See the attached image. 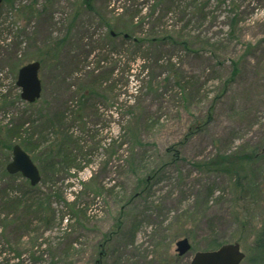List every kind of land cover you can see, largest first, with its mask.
Returning <instances> with one entry per match:
<instances>
[{
	"label": "rangeland",
	"instance_id": "374dc122",
	"mask_svg": "<svg viewBox=\"0 0 264 264\" xmlns=\"http://www.w3.org/2000/svg\"><path fill=\"white\" fill-rule=\"evenodd\" d=\"M81 1L0 3V127L23 122L24 135L32 134L29 118L37 110L78 113L79 88L93 80L88 73L94 68L111 87L102 93L104 101L96 98V105L81 110L82 120L69 121L71 134L84 146L77 151L82 169L79 179H63L64 174L54 186V193L63 197H52L54 222H27L22 208L1 217L0 264H96L100 252V264H188L197 251L215 242L240 244L246 255L241 264H256L248 256H254L257 229L251 228L254 222L249 224L253 211L245 212L244 206L256 209L263 196L238 202L236 174L196 163L234 158L254 147L264 154V0L211 1L195 18L193 5H188L180 8L183 15L176 10L162 20L157 19L165 3L159 4L153 20L145 13L159 0H138L135 22L144 18L146 23L140 29L157 30L153 36L158 37L176 39L178 31L189 35V42L142 45L123 35L110 38L106 25L130 24L122 13L132 7L130 0H94V10ZM234 13L239 15L236 30L230 26ZM135 32L137 38L147 36ZM34 61L41 63L43 90L32 106L21 98L17 79L20 68ZM131 95L139 101L133 125L142 142L134 167L125 136L130 116L123 110ZM112 140L123 145L113 148ZM10 143V150L0 148V190L26 180L21 175L14 184L2 173L12 160V147L22 145L20 138ZM39 150L42 145L35 154ZM260 165L264 168V161ZM91 180L103 190L99 195L82 184ZM241 222L247 224L241 227ZM107 237L112 238L109 244ZM184 237L192 247L180 256L176 243Z\"/></svg>",
	"mask_w": 264,
	"mask_h": 264
},
{
	"label": "trees",
	"instance_id": "16d2710c",
	"mask_svg": "<svg viewBox=\"0 0 264 264\" xmlns=\"http://www.w3.org/2000/svg\"><path fill=\"white\" fill-rule=\"evenodd\" d=\"M4 2H8L11 5H13L14 0H3ZM138 0H130L132 7L125 8V10L122 11L124 14V18L127 17V19H130V24H120L118 21L116 23H111L110 21L106 23V25L110 29L109 36L110 38L115 39L117 35H123L124 38L133 40L136 44L142 45L143 42H189V35L185 36L184 34H180V32H176L175 35L177 38L175 39L171 35H161L160 37L153 36L157 32V30L151 29L148 30V28H142L145 26V19L139 21V23L135 22V18L139 16L140 11L137 9H134V4ZM204 2L203 7L199 5V0H159V3L157 2L153 7L147 8V12L145 13V17L152 18L153 20H156L155 15L157 11V7L159 4H164L165 6L162 8L163 11L158 17L157 20H162L166 17V15L169 12H174L178 10L181 15H183V12L180 8L181 7H187L193 5V13H191L192 17H197L200 13H202L205 10V7L209 5L211 1L213 3L220 2L222 0H202ZM94 0H82L81 6H84L87 9L94 10L93 6ZM158 4V5H157ZM224 4V3H222ZM221 4V5H222ZM195 8V9H194ZM240 9V8H238ZM237 9V11H238ZM80 9H78L79 11ZM77 11L76 16L78 17L79 12ZM236 13V12H235ZM234 13V18L230 20V26L232 29L236 30L237 28V16ZM188 15V14H187ZM241 17V16H240ZM139 26V27H138ZM140 31L144 33V35H147L145 39L140 38L135 35V31ZM182 33V32H181ZM116 35V36H115ZM149 36H152V38H148ZM65 42H60V44H64ZM98 66V65H97ZM98 70V68H97ZM96 68L89 71L88 74L93 75V80L89 82V84L84 85L79 88L80 92V111L74 112L73 115H69L68 111L65 109L62 111H58L56 113H50L47 111L48 107H45V109H40L38 111V115L34 118H29V122L31 125H33V131L31 133H26L23 129V122H20L19 125H16L10 129H6L4 127H0V148H11V141L13 138H20L21 139V146L29 153L34 155L35 160L39 161L41 167L40 171L42 174V181L40 186H32L30 182L26 179L25 183L22 185L24 188H21L22 185L17 184V186H14L13 184H9L8 186H5L3 189L0 190V219L2 216L8 217L9 215H13V213H19V208L23 209V216L24 220L27 222L29 220L33 221L40 220L47 223L48 225L54 222V219L56 218V210L53 207V198H63L60 194L57 192L54 193L55 185L57 182H59L64 174L66 175L63 179L70 176L71 178H78V173L82 169V166L78 164V153L77 151H81L84 146H81L80 143L82 142V139L80 140L79 137L71 134L70 129L68 126H70L69 121L73 120H82L81 110L88 109L90 104L96 105L97 100L96 98H100V100L104 101L106 99V96L102 93H105V88H109V81L105 80L102 77L101 72H96ZM238 72L237 67L234 70V75H236ZM173 77L177 79V84L181 83V75L175 70ZM109 79V78H107ZM115 85V83L113 82ZM116 87V85L114 86ZM111 88V87H110ZM141 86L139 85L140 89ZM133 98H136V101ZM96 99V100H95ZM98 101V103L100 102ZM129 103L127 105H124V109L126 110V114L130 116V126H128V129L125 133V136H127L129 145H128V161L134 167V154L136 153V149L142 144L138 128L136 129L134 127V121L135 116L137 114V106H138V99L136 95H131V98H129ZM35 103L32 104L34 106ZM4 106V105H3ZM142 106L140 107L141 110ZM97 113H94L96 117H99L100 115ZM43 113H46L44 115ZM32 116V115H31ZM72 123V122H71ZM207 123V122H206ZM72 125V124H71ZM5 134L9 136V140L5 138ZM113 142V148L121 147L123 143H117V141L112 140L110 145ZM42 145L43 150H39L37 154H35L36 151H38V147ZM13 148V147H12ZM120 150V149H119ZM118 150V151H119ZM76 151V152H75ZM239 154V153H238ZM136 155V154H135ZM264 161V154L262 150L258 148H253L248 151H244L243 153H240V156H236L234 158H228L226 156H220L216 159L211 160V162H202V163H196V166L199 168L207 167L211 170H219L222 172H225L227 174L234 175V179H240L238 182L235 180L234 186L239 191L237 195L236 201H243V198H247L250 202L252 201H258L260 196H263L264 198V168L260 164ZM7 165V164H6ZM6 165L3 167L2 173L5 176H8L11 178L12 182L16 184L15 181H17L20 177H22L20 174L16 175H10L6 170ZM72 167H77L78 171L71 172ZM62 179V180H63ZM79 179V178H78ZM93 180V179H92ZM91 180V181H92ZM81 181V180H80ZM89 184H86V182L82 183L85 185V188L91 189L96 195H99L103 190L96 187L95 181H92ZM2 182V179L0 177V183ZM144 182V179H140L139 186H142ZM19 185V186H18ZM43 187V191L40 187ZM2 188V187H0ZM48 192V193H47ZM65 200V199H64ZM66 201V200H65ZM237 202V203H238ZM69 205V204H68ZM4 209L8 211L7 214L4 213ZM264 201H260L256 204V209L252 210L251 208L244 206L245 212H250L253 216V219L249 222L250 226L254 222V227L251 226V228L257 229L255 231V241L252 247V251L254 252V256H248V260L250 262H256V264H264ZM21 215V214H20ZM20 215H17L19 217ZM3 220V219H2ZM30 224V223H28ZM247 223H240V226L243 227ZM181 225V224H180ZM186 225V222H185ZM177 226H179L177 224ZM183 226V224L181 225ZM180 233L176 234L179 235ZM117 235V234H116ZM115 235V236H116ZM188 235V234H187ZM172 238H175V235L172 236ZM111 237H107L106 243L109 244L111 241ZM225 244V243H224ZM222 243H213L212 245L208 246V250L216 249L220 247ZM106 244H104L103 247H105ZM1 254V253H0ZM4 256L6 255L3 254ZM8 255V254H7ZM103 252L99 253V260L96 262V264H100V257H102ZM4 260V259H3ZM2 260V261H3ZM12 261V260H10ZM4 264H6V261L4 260ZM8 264V260H7ZM10 264H22V262H11Z\"/></svg>",
	"mask_w": 264,
	"mask_h": 264
},
{
	"label": "water",
	"instance_id": "95a60500",
	"mask_svg": "<svg viewBox=\"0 0 264 264\" xmlns=\"http://www.w3.org/2000/svg\"><path fill=\"white\" fill-rule=\"evenodd\" d=\"M1 2L2 0H0ZM40 68V62L35 61L24 65L19 70L17 86L21 89V98L27 103H35L41 98ZM7 171L10 174L21 173L32 186L40 184L42 180L38 166L19 144L13 147V156L7 165ZM190 249L191 243L188 238L177 241L176 251L179 255L188 253ZM245 256L240 244H224L216 250L195 253L189 264H241Z\"/></svg>",
	"mask_w": 264,
	"mask_h": 264
}]
</instances>
